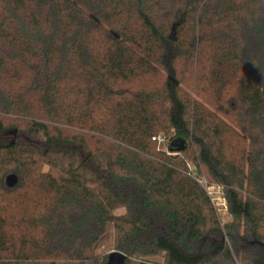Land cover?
<instances>
[{
  "label": "trees",
  "instance_id": "16d2710c",
  "mask_svg": "<svg viewBox=\"0 0 264 264\" xmlns=\"http://www.w3.org/2000/svg\"><path fill=\"white\" fill-rule=\"evenodd\" d=\"M111 229L124 264H264V0H0V264H111Z\"/></svg>",
  "mask_w": 264,
  "mask_h": 264
},
{
  "label": "rangeland",
  "instance_id": "374dc122",
  "mask_svg": "<svg viewBox=\"0 0 264 264\" xmlns=\"http://www.w3.org/2000/svg\"><path fill=\"white\" fill-rule=\"evenodd\" d=\"M176 54V49L172 48L171 46L167 47L165 55L163 56V69L165 73H169L171 70V62ZM212 196L214 201L219 207L220 214L223 220L226 219V212L224 210V201L222 198V192L219 188H212L211 190ZM125 212L124 209L116 210V214H123ZM116 252L115 249V233L114 230L111 229L107 236L101 241L97 248V254L101 257L108 256L110 253ZM156 261L162 263L163 258L159 257L155 259Z\"/></svg>",
  "mask_w": 264,
  "mask_h": 264
},
{
  "label": "water",
  "instance_id": "95a60500",
  "mask_svg": "<svg viewBox=\"0 0 264 264\" xmlns=\"http://www.w3.org/2000/svg\"><path fill=\"white\" fill-rule=\"evenodd\" d=\"M173 147L175 148L176 151L180 152L183 151L185 149V141L183 139H176L173 143H172ZM17 181L16 176L14 175H10L9 177H7V185H14L15 182ZM113 254H111V264H124L127 256L122 253V252H112Z\"/></svg>",
  "mask_w": 264,
  "mask_h": 264
},
{
  "label": "built area",
  "instance_id": "2783aa9c",
  "mask_svg": "<svg viewBox=\"0 0 264 264\" xmlns=\"http://www.w3.org/2000/svg\"><path fill=\"white\" fill-rule=\"evenodd\" d=\"M153 139L156 140L155 137ZM158 140L160 142H166V139L164 137H159ZM193 176H194L195 179H197L206 188L207 192L209 193V195L212 198V201L216 204V202L214 201V198L212 196L211 190H212V188H219L221 190V187L220 186H210L205 180L200 179L197 175L194 174Z\"/></svg>",
  "mask_w": 264,
  "mask_h": 264
}]
</instances>
